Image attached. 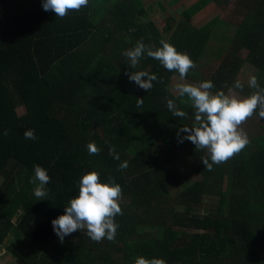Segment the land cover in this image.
<instances>
[{"label": "trees", "instance_id": "16d2710c", "mask_svg": "<svg viewBox=\"0 0 264 264\" xmlns=\"http://www.w3.org/2000/svg\"><path fill=\"white\" fill-rule=\"evenodd\" d=\"M230 1L191 0L180 19L166 15L157 26L141 0H89L63 19L44 11L42 0H0V249L11 264H134L139 256L166 264H264V126L239 154L207 170V152L178 141L177 130L194 121L186 98L170 89L178 73L147 56L131 69L122 54L140 40L154 48L165 40L197 66L215 32L226 48L203 81L227 92L250 64L264 87V0H236L231 30L232 22L217 16L190 22L208 4ZM141 70L163 83L139 88L128 74ZM168 99L188 117L172 116ZM172 127L169 153L159 141ZM29 129L36 140L24 138ZM89 142L98 155H89ZM111 146L119 160L109 155ZM176 148L193 160L185 178ZM122 161L128 167L118 171ZM37 164L51 181L44 200L33 194ZM91 171L122 187L116 238L97 243L83 230L60 242L51 222ZM205 198L216 204L202 210Z\"/></svg>", "mask_w": 264, "mask_h": 264}, {"label": "clouds", "instance_id": "9594fccd", "mask_svg": "<svg viewBox=\"0 0 264 264\" xmlns=\"http://www.w3.org/2000/svg\"><path fill=\"white\" fill-rule=\"evenodd\" d=\"M88 4L89 0H42L43 10L52 11L61 19L70 11L78 12ZM160 44L162 47L154 48L140 40L122 54L128 58L131 69H136L140 60L147 56L157 60L167 71L178 73L179 82L173 85V90L178 97L186 98L183 102L190 105L194 116L192 126H182L177 130L178 141L183 143L188 140L196 150L206 151L208 155L201 157V161L207 170L212 171L214 165L226 163L249 145L248 135L241 126L256 113L264 118V87L260 86L254 75L247 81L248 86L254 89L248 96H241L236 91L243 92L244 83L240 80H236L227 92H213L215 85L211 80L199 84L185 82L188 73L196 67L195 62L187 53L178 52L169 42L161 40ZM128 79L145 91L153 88L154 81L163 83V78L143 70L132 71L128 74ZM143 102V98L137 97V107H141ZM167 109L174 117H188V113L178 108L172 99L167 100ZM181 133L186 135L181 136ZM7 134L8 130L5 129L4 135ZM24 138L37 139L35 132L30 129L24 132ZM87 150L89 155H98L101 151L94 142L87 144ZM109 155L116 160L120 159L115 146L109 148ZM127 167L128 162L122 161L117 170ZM31 182L36 185L33 190L36 200L47 199L46 185L51 182L47 170L35 165ZM122 193L121 185L111 175L104 183L97 171L84 174L79 181L78 194L70 198L64 207V214L51 222L60 242L66 236L83 230H86V235L94 242L99 243L105 239L114 241L119 228L116 217L123 215L120 206ZM134 264H166V261L162 258L148 259L139 256Z\"/></svg>", "mask_w": 264, "mask_h": 264}, {"label": "rangeland", "instance_id": "374dc122", "mask_svg": "<svg viewBox=\"0 0 264 264\" xmlns=\"http://www.w3.org/2000/svg\"><path fill=\"white\" fill-rule=\"evenodd\" d=\"M236 0H231L230 3L222 5L220 7H212V9L208 10V8H205L204 10H201L197 13L196 19H193L196 21L193 25H201L204 22L209 21L211 18H214L215 16L219 17L223 20H230L232 23H229V30L234 25L235 19L238 17L235 15H232V12H235L234 6H235ZM142 7L147 13V17L153 20V22L157 26H162L164 23V18L166 15H172L176 17V19H180V16L174 12L170 6V2H173V0H141ZM160 4H164V6L160 7ZM185 7L188 6H182L179 7L181 10H185ZM198 18V19H197ZM229 34V33H227ZM212 38L208 39L201 57L197 61L196 70L194 71L193 77L191 79H186L185 82L193 83V84H199L200 82L207 77L208 74L207 71L214 69L219 64V59L222 57V55L225 52L226 45H224L225 39H221L218 35H215V32H212ZM246 52L243 51V54ZM256 76L257 77V70L252 67L250 64H245L240 71V73L237 76V80H240L244 83V89L243 92H240L239 90H236L241 96H248L251 88L248 86V79L250 76ZM179 82V76H172L171 82H170V89L173 88V85L175 83ZM18 112H22L23 108L18 107ZM261 126H264V118H260L258 113L254 114L251 118H249L241 127L243 130L247 133L249 140L256 135H258L262 129ZM176 127H172L165 131L163 137L159 141V146H164L169 153H172L171 148L173 147L175 140L173 135V130ZM168 144V146H167ZM175 158L177 161V165L179 167V170L181 172V175L183 178L186 177L187 172L190 169V166L193 164L192 157L189 155H184L181 153V150L178 148L174 149ZM227 185V183H226ZM216 204V200L211 198H205L204 199V208L202 210H205L211 205ZM5 248L2 246L0 249V264H11L13 262V259L11 256L6 255Z\"/></svg>", "mask_w": 264, "mask_h": 264}, {"label": "crops", "instance_id": "0c3cea01", "mask_svg": "<svg viewBox=\"0 0 264 264\" xmlns=\"http://www.w3.org/2000/svg\"><path fill=\"white\" fill-rule=\"evenodd\" d=\"M191 0H173V2H170V6L173 10H175L174 12H176L178 15H180L181 13H183V11L179 8V7H182V6H188L190 3ZM216 4H208L207 6H205V8H208V10L212 9V7H215ZM164 6V4H160V7ZM216 7H218L216 5ZM235 7V6H234ZM188 8V7H185V9ZM205 8H203L202 10H204ZM200 12V11H198ZM197 12V13H198ZM196 14L193 15V19H196ZM190 20V22L192 23V25L196 22L194 20ZM198 19V18H197ZM205 23V22H204ZM194 26V25H193ZM196 26V25H195Z\"/></svg>", "mask_w": 264, "mask_h": 264}]
</instances>
